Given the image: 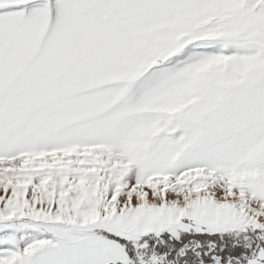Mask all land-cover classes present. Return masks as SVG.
<instances>
[{
  "label": "snow or ice",
  "instance_id": "6c2138e0",
  "mask_svg": "<svg viewBox=\"0 0 264 264\" xmlns=\"http://www.w3.org/2000/svg\"><path fill=\"white\" fill-rule=\"evenodd\" d=\"M0 264H264V0H0Z\"/></svg>",
  "mask_w": 264,
  "mask_h": 264
}]
</instances>
